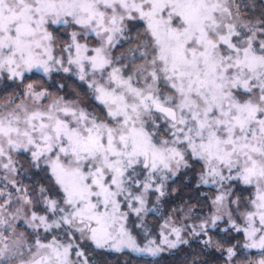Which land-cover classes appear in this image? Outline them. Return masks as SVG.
<instances>
[{"label": "snow or ice", "instance_id": "1", "mask_svg": "<svg viewBox=\"0 0 264 264\" xmlns=\"http://www.w3.org/2000/svg\"><path fill=\"white\" fill-rule=\"evenodd\" d=\"M0 264H264V0H0Z\"/></svg>", "mask_w": 264, "mask_h": 264}]
</instances>
